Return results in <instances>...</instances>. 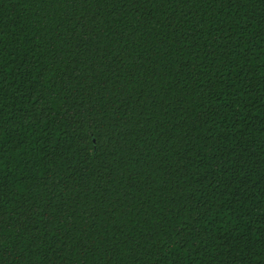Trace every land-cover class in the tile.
<instances>
[{"label":"trees","instance_id":"trees-1","mask_svg":"<svg viewBox=\"0 0 264 264\" xmlns=\"http://www.w3.org/2000/svg\"><path fill=\"white\" fill-rule=\"evenodd\" d=\"M0 264H264V0H0Z\"/></svg>","mask_w":264,"mask_h":264}]
</instances>
